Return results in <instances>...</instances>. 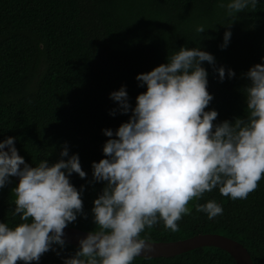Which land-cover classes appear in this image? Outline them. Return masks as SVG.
Listing matches in <instances>:
<instances>
[{
    "label": "trees",
    "instance_id": "16d2710c",
    "mask_svg": "<svg viewBox=\"0 0 264 264\" xmlns=\"http://www.w3.org/2000/svg\"><path fill=\"white\" fill-rule=\"evenodd\" d=\"M0 0V141L60 221L264 264V0ZM0 264H235L99 253L46 229L0 158Z\"/></svg>",
    "mask_w": 264,
    "mask_h": 264
},
{
    "label": "water",
    "instance_id": "95a60500",
    "mask_svg": "<svg viewBox=\"0 0 264 264\" xmlns=\"http://www.w3.org/2000/svg\"><path fill=\"white\" fill-rule=\"evenodd\" d=\"M0 158L7 164L18 196L27 210L52 235L65 242L99 253L140 257H168L201 246H213L228 252L235 264H253L243 244L217 232L196 233L172 241H151L126 232H98L67 225L57 219L41 201L19 151L0 141Z\"/></svg>",
    "mask_w": 264,
    "mask_h": 264
},
{
    "label": "rangeland",
    "instance_id": "374dc122",
    "mask_svg": "<svg viewBox=\"0 0 264 264\" xmlns=\"http://www.w3.org/2000/svg\"><path fill=\"white\" fill-rule=\"evenodd\" d=\"M229 2H230V4H231L233 7L236 6V4H235V0H229Z\"/></svg>",
    "mask_w": 264,
    "mask_h": 264
},
{
    "label": "clouds",
    "instance_id": "9594fccd",
    "mask_svg": "<svg viewBox=\"0 0 264 264\" xmlns=\"http://www.w3.org/2000/svg\"><path fill=\"white\" fill-rule=\"evenodd\" d=\"M242 244V243H241Z\"/></svg>",
    "mask_w": 264,
    "mask_h": 264
}]
</instances>
